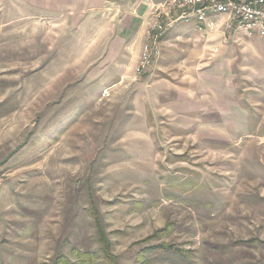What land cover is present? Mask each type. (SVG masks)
<instances>
[{
  "label": "rangeland",
  "instance_id": "rangeland-1",
  "mask_svg": "<svg viewBox=\"0 0 264 264\" xmlns=\"http://www.w3.org/2000/svg\"><path fill=\"white\" fill-rule=\"evenodd\" d=\"M114 1L0 0V264H264V38Z\"/></svg>",
  "mask_w": 264,
  "mask_h": 264
},
{
  "label": "built area",
  "instance_id": "built-area-1",
  "mask_svg": "<svg viewBox=\"0 0 264 264\" xmlns=\"http://www.w3.org/2000/svg\"><path fill=\"white\" fill-rule=\"evenodd\" d=\"M217 16L249 37L264 38V0H160L147 18L148 42L137 70L149 69L160 58L161 39L173 25L195 21L200 30L214 29Z\"/></svg>",
  "mask_w": 264,
  "mask_h": 264
},
{
  "label": "crops",
  "instance_id": "crops-1",
  "mask_svg": "<svg viewBox=\"0 0 264 264\" xmlns=\"http://www.w3.org/2000/svg\"><path fill=\"white\" fill-rule=\"evenodd\" d=\"M60 1V3H59V5H58V7L59 8H61V9H64V8H66L67 7V9H68V7H69V5L67 4V6H63L62 4H61V2L62 3H65V2H76V0H59ZM79 1H81V2H83V6H84V10H86L85 8L87 7V8H91L92 7V5H93V3L95 2V7L96 8H98L99 9V11H103V10H108V9H111V8H109V6H108V2H109V0H79ZM69 3V4H70ZM111 3V2H110ZM114 5H115V7H116V9L118 10V12L119 11H121V10H124V11H128L130 8H131V11H130V13H132L133 14V16H132V21H131V23L130 24H128V25H126V26H123V28H122V32H129L130 31V26H131V28L132 27H134L135 28V26L136 25H138V30L136 29L135 31H140L139 33H138V37H137V40H139V38H141V35H144V31H143V29H142V20H140L141 19V16L142 15H145L146 13H145V10H147V0H136V1H134V2H130L129 0H121V1H114V2H112ZM128 4H131V5H128ZM146 5V6H145ZM125 6H129V9H128V7H126L125 8ZM114 7V6H113ZM128 9V10H127ZM143 12V13H142ZM141 14V15H140ZM219 17V16H218ZM222 17V16H221ZM140 18V19H139ZM137 21L138 19L140 20V22H139V20L137 21V24H135V20ZM143 23H144V25H145V27H147V23H145L144 21H143ZM222 24H224V18H223V21L221 22V24L220 25H222ZM219 26V25H218ZM122 27V26H121ZM133 28V29H134ZM247 36V35H246ZM247 37H249V36H247ZM255 42L257 41V42H260V43H262V41H259V40H254ZM264 42V41H263Z\"/></svg>",
  "mask_w": 264,
  "mask_h": 264
},
{
  "label": "trees",
  "instance_id": "trees-1",
  "mask_svg": "<svg viewBox=\"0 0 264 264\" xmlns=\"http://www.w3.org/2000/svg\"><path fill=\"white\" fill-rule=\"evenodd\" d=\"M101 241L103 242V254H105V258L109 259V261L114 262V264H119L118 259L113 258L111 254L109 253L111 249L110 242L105 238L104 233L101 236ZM76 256H77V261L72 263L69 258H64L63 260H66L64 263L65 264H97L94 260L96 257L94 252H80L79 250L76 251ZM56 264H61V262L56 263Z\"/></svg>",
  "mask_w": 264,
  "mask_h": 264
}]
</instances>
